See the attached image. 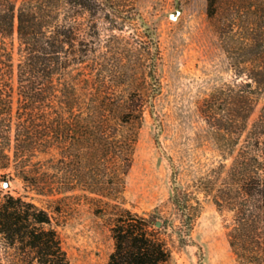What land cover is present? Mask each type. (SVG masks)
I'll use <instances>...</instances> for the list:
<instances>
[{"label":"trees","instance_id":"trees-1","mask_svg":"<svg viewBox=\"0 0 264 264\" xmlns=\"http://www.w3.org/2000/svg\"><path fill=\"white\" fill-rule=\"evenodd\" d=\"M137 1L0 0V183L93 195L110 221L107 264H171L204 201L225 217L236 264H264V103L249 124L264 93V0H206L232 71L199 106L220 161L174 189L170 214L124 206L143 113L160 87L158 40ZM0 264H69L49 213L1 189Z\"/></svg>","mask_w":264,"mask_h":264},{"label":"rangeland","instance_id":"rangeland-1","mask_svg":"<svg viewBox=\"0 0 264 264\" xmlns=\"http://www.w3.org/2000/svg\"><path fill=\"white\" fill-rule=\"evenodd\" d=\"M137 7L158 40L160 87L143 113L125 177L124 206L138 213L159 207L170 214L174 189L185 190L220 161L199 106L232 80V71L207 18L206 0H138ZM13 86L16 106L15 79ZM263 103L264 93L249 124ZM8 182L9 187L0 183L4 193L31 199L49 213L69 264H107L113 249L110 221L97 214L96 202L90 200L93 195L75 191L48 197L25 189L17 178ZM225 225V217L204 201L189 242L173 248L171 264H236Z\"/></svg>","mask_w":264,"mask_h":264},{"label":"water","instance_id":"water-1","mask_svg":"<svg viewBox=\"0 0 264 264\" xmlns=\"http://www.w3.org/2000/svg\"><path fill=\"white\" fill-rule=\"evenodd\" d=\"M3 187H9V182H7V181L4 182V183H3ZM159 224H160V223L158 222L157 225H159Z\"/></svg>","mask_w":264,"mask_h":264}]
</instances>
